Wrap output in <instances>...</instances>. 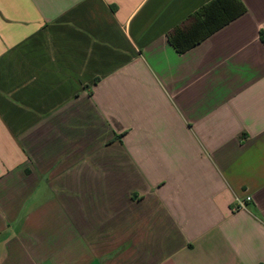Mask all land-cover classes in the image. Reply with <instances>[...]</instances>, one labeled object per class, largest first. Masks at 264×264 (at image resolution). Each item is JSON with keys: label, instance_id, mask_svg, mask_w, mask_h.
Segmentation results:
<instances>
[{"label": "crops", "instance_id": "1", "mask_svg": "<svg viewBox=\"0 0 264 264\" xmlns=\"http://www.w3.org/2000/svg\"><path fill=\"white\" fill-rule=\"evenodd\" d=\"M210 1L0 0V264H264V0L178 54Z\"/></svg>", "mask_w": 264, "mask_h": 264}, {"label": "trees", "instance_id": "2", "mask_svg": "<svg viewBox=\"0 0 264 264\" xmlns=\"http://www.w3.org/2000/svg\"><path fill=\"white\" fill-rule=\"evenodd\" d=\"M244 13L239 0H211L174 27L167 35L168 42L182 54ZM260 40L264 45V36Z\"/></svg>", "mask_w": 264, "mask_h": 264}, {"label": "built area", "instance_id": "3", "mask_svg": "<svg viewBox=\"0 0 264 264\" xmlns=\"http://www.w3.org/2000/svg\"><path fill=\"white\" fill-rule=\"evenodd\" d=\"M251 198L250 197H245L244 198V201H238V203H237V209H242V208H244V203L245 202H247V201H249Z\"/></svg>", "mask_w": 264, "mask_h": 264}]
</instances>
